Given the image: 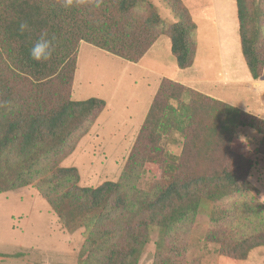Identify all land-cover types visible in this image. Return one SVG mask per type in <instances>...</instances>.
<instances>
[{"label":"trees","instance_id":"16d2710c","mask_svg":"<svg viewBox=\"0 0 264 264\" xmlns=\"http://www.w3.org/2000/svg\"><path fill=\"white\" fill-rule=\"evenodd\" d=\"M167 24L147 0H0V194L32 187L67 233L82 230L77 264H137L149 232L169 241L155 264H184L196 214L208 211L203 240L244 261L264 247V205L248 177L264 162V120L162 78L115 182L79 186L61 167L106 103L71 99L81 42L137 63L166 36L178 69L193 63L195 24L180 0H163ZM242 54L251 76L264 64V0H236ZM237 127L261 135L252 151ZM177 134L179 155L163 141ZM257 159V158H256ZM144 173L152 175L139 189ZM225 201V203L223 202Z\"/></svg>","mask_w":264,"mask_h":264},{"label":"rangeland","instance_id":"374dc122","mask_svg":"<svg viewBox=\"0 0 264 264\" xmlns=\"http://www.w3.org/2000/svg\"><path fill=\"white\" fill-rule=\"evenodd\" d=\"M147 1L156 8L165 23L170 24L176 20L163 0ZM180 1L193 12L194 22L200 25V19L195 16L198 11L196 9L199 7H197V3L200 4V0ZM197 38V54L200 56L199 53L203 50L202 45L205 46V43L199 35H197ZM169 45L170 40L168 37L161 36L157 45L154 44L145 54L142 64L154 72L156 69L165 77L180 78L183 76L182 72L184 71L178 69ZM212 50L213 45L209 47V51ZM212 57L215 58V55ZM131 63L84 42L78 46L76 74H74L71 99L81 101L94 97L109 103L108 107L96 117L88 132L78 137L70 154L60 163L61 167H75L78 170V184L81 187H97L105 181L115 182L117 180L140 128V118L148 105L149 93L156 90L155 78L157 76L154 72L133 68ZM127 95L128 98H123ZM235 136L245 141L249 150L253 151L259 145V135L252 129L237 127ZM162 144L164 150L171 155L177 156L181 152L182 141L177 134L169 136ZM259 158V156H255L256 163L253 165L255 171L253 168L250 170L248 181L257 188L258 194H256V197L264 205V171L255 167L258 166L264 169V162ZM151 180L152 175L144 173L138 182V188L147 189ZM24 195L39 196L36 195L32 187H26L22 192L11 190L0 195V214H3V210L13 214L12 222L15 226L16 238L19 237L24 227V217L27 212L25 207L17 205L21 203ZM20 196L22 197L20 198ZM223 202L225 203V201ZM43 204L47 203L44 201ZM209 209L210 207L204 206L195 216L192 229L185 238L186 249L183 263L264 264V247L251 250L244 261L236 262L220 256L216 244L205 242L203 235L207 229ZM76 232L77 237L74 239V247L77 250L79 249V253L85 241V235L82 234L81 229ZM29 235L30 230L27 231L26 238ZM41 239L42 242L38 243L40 245H46L47 242L56 243L50 238L48 241L46 235H42ZM159 242H161V252L164 253V248L167 249L169 241L166 240V237H162L157 228L152 229L137 264H155ZM32 258L41 259L36 255H29L27 260L29 261Z\"/></svg>","mask_w":264,"mask_h":264},{"label":"crops","instance_id":"0c3cea01","mask_svg":"<svg viewBox=\"0 0 264 264\" xmlns=\"http://www.w3.org/2000/svg\"><path fill=\"white\" fill-rule=\"evenodd\" d=\"M197 7L198 11L195 16L200 19V25L194 22L193 12L185 6L196 27L194 35L196 50L192 65L182 69L184 71L182 77L171 79L156 69L154 72L142 64L145 55L139 62L129 63L133 65V68L154 72L157 76L155 78L156 90L160 80L168 78L239 111L264 120V64L260 77L254 79L242 54L236 0H200ZM197 35L205 43V46L202 45L203 50L199 53L200 56L197 54ZM159 39L160 37L155 41V46ZM212 45L213 50L209 51V47ZM214 55L215 58L212 57ZM155 92L152 90L149 93L148 105L143 111L139 126L144 120ZM124 97L128 98V95ZM108 105L107 102L104 109ZM258 135L260 141L261 135ZM255 167L264 171L258 166ZM253 170L255 171V168ZM23 189L12 191L22 192ZM34 191L37 195L35 189ZM44 201L40 195H24L21 203L17 204L25 207L27 211L24 217V227L18 238L15 236V226L12 222L13 214L5 212V210L2 211L3 214H0V264H77L79 249L74 247V239L77 237L75 233L77 232H65L62 224L51 212L49 205L43 204ZM45 203L47 202L45 201ZM28 230H30V235L26 238ZM42 235L48 236V241L51 239L56 243L38 244L42 242ZM29 255H36L41 259L32 258L28 261Z\"/></svg>","mask_w":264,"mask_h":264}]
</instances>
